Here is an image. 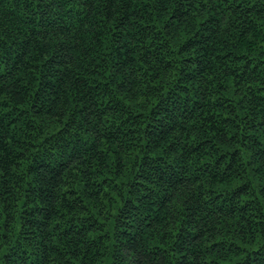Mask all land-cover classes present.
<instances>
[{
  "label": "trees",
  "instance_id": "16d2710c",
  "mask_svg": "<svg viewBox=\"0 0 264 264\" xmlns=\"http://www.w3.org/2000/svg\"><path fill=\"white\" fill-rule=\"evenodd\" d=\"M0 264H264V0H0Z\"/></svg>",
  "mask_w": 264,
  "mask_h": 264
}]
</instances>
